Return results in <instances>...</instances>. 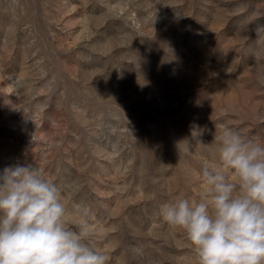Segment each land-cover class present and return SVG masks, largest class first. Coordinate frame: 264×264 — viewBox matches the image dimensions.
Wrapping results in <instances>:
<instances>
[{
	"label": "rangeland",
	"instance_id": "rangeland-1",
	"mask_svg": "<svg viewBox=\"0 0 264 264\" xmlns=\"http://www.w3.org/2000/svg\"><path fill=\"white\" fill-rule=\"evenodd\" d=\"M220 125L264 140V0H0V173L55 182L109 264H198L159 209Z\"/></svg>",
	"mask_w": 264,
	"mask_h": 264
},
{
	"label": "clouds",
	"instance_id": "clouds-1",
	"mask_svg": "<svg viewBox=\"0 0 264 264\" xmlns=\"http://www.w3.org/2000/svg\"><path fill=\"white\" fill-rule=\"evenodd\" d=\"M219 166L199 173L198 200L177 196L160 206L169 227L186 235L198 264H264V140L220 125ZM77 214L88 216L77 205ZM60 187L33 164L0 173V264H109L89 243L87 223L76 229Z\"/></svg>",
	"mask_w": 264,
	"mask_h": 264
}]
</instances>
